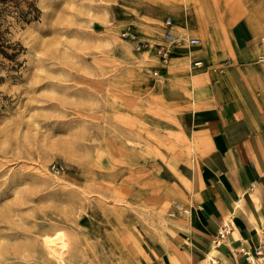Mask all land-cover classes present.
I'll return each instance as SVG.
<instances>
[{"label":"rangeland","instance_id":"1","mask_svg":"<svg viewBox=\"0 0 264 264\" xmlns=\"http://www.w3.org/2000/svg\"><path fill=\"white\" fill-rule=\"evenodd\" d=\"M209 1L39 0L38 20L12 25L23 49L0 57V264H138L166 230L157 163L182 135L159 50L170 64L189 45L166 44L163 26ZM229 1L264 26V0Z\"/></svg>","mask_w":264,"mask_h":264},{"label":"crops","instance_id":"2","mask_svg":"<svg viewBox=\"0 0 264 264\" xmlns=\"http://www.w3.org/2000/svg\"><path fill=\"white\" fill-rule=\"evenodd\" d=\"M189 1V0H188ZM214 3V4H213ZM229 0L205 10L188 3L169 29L197 46L174 48L157 72L168 83L170 112L182 135L158 161L170 197L166 230L143 249L138 264H249L264 229V26L259 12ZM168 29L163 26V38ZM165 40V39H164ZM167 44V42H166ZM171 55V51H170ZM201 61L203 66L194 67ZM176 206L189 210L184 213ZM230 234L216 245L222 221Z\"/></svg>","mask_w":264,"mask_h":264},{"label":"trees","instance_id":"3","mask_svg":"<svg viewBox=\"0 0 264 264\" xmlns=\"http://www.w3.org/2000/svg\"><path fill=\"white\" fill-rule=\"evenodd\" d=\"M39 0H0V57L15 62L23 49L8 35L14 23L26 25L40 18Z\"/></svg>","mask_w":264,"mask_h":264},{"label":"built area","instance_id":"4","mask_svg":"<svg viewBox=\"0 0 264 264\" xmlns=\"http://www.w3.org/2000/svg\"><path fill=\"white\" fill-rule=\"evenodd\" d=\"M164 24H165V27L168 29V31L164 35L165 42L171 43V44L175 43L176 40H175L173 34L171 33V31H169V29L173 25L172 19L168 18ZM261 41L264 43V37L261 38ZM188 43L191 47H193V46H197L200 42L198 39L192 38V39L188 40ZM159 56L161 58V61L166 64L170 58V49L168 47H162L159 50ZM259 60L261 62H264V55H261L259 57ZM193 65H194V67L200 68L203 66V62L197 61V62H194ZM176 207H177V209L182 210L184 213H189L188 209L181 208L179 206H176ZM170 216L171 217L175 216V213L171 212ZM231 227H232V225H231L229 220L222 221V225H221V228H220L219 234H218V240L215 241L216 245L222 244V241L230 234V232L232 230ZM239 252H240V254L243 255V257L246 259V261L249 264H264V229H263L262 235L259 239V244L255 248L254 252L247 251L244 247L240 248ZM212 264H220V263H218L217 261H213Z\"/></svg>","mask_w":264,"mask_h":264},{"label":"bare ground","instance_id":"5","mask_svg":"<svg viewBox=\"0 0 264 264\" xmlns=\"http://www.w3.org/2000/svg\"><path fill=\"white\" fill-rule=\"evenodd\" d=\"M45 244L48 248V251L50 252V254L53 256V257H60L61 253L63 252L62 251V246H63V243L60 241V240H57L55 238H53L52 236L50 237H47L45 239ZM44 246V245H43ZM64 247V246H63ZM47 248L46 251H47ZM47 253V252H46ZM48 254V253H47ZM59 259V258H57ZM62 259V258H61ZM62 261V260H61ZM66 261V260H65ZM57 263V261H56Z\"/></svg>","mask_w":264,"mask_h":264}]
</instances>
